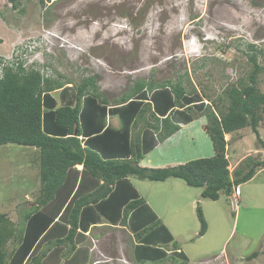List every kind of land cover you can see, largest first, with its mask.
<instances>
[{"label": "rangeland", "instance_id": "rangeland-1", "mask_svg": "<svg viewBox=\"0 0 264 264\" xmlns=\"http://www.w3.org/2000/svg\"><path fill=\"white\" fill-rule=\"evenodd\" d=\"M45 1L44 6L40 0H24L14 9L8 0H0V63L15 67L22 62L28 71L40 69L66 87L96 76L100 92L111 105L141 80L157 85L182 80L187 92H197L209 99L206 103L225 108L230 102L228 89L252 70L249 56L254 51L249 45L264 49V0ZM259 63L264 67V55ZM3 72L1 67L0 76ZM258 78L264 93V73ZM53 95L61 106V90ZM195 123L188 136L160 140L143 165L173 167L214 157L210 136L200 121ZM143 126H136L134 135ZM259 130L264 140V125ZM226 140L231 162L247 156L264 160V152L255 151L261 146L251 128ZM130 179L146 200L135 213L136 228L148 229V236L157 241L163 240L164 224L173 237L168 243L160 241L164 249L172 253L176 244L187 259L168 258L160 264H264V169L241 184L243 196L235 203L225 192L218 201L203 198L202 188L182 179ZM41 188L37 149L1 146L0 214L23 228V216L36 209ZM198 207L207 221L204 236H199ZM87 235L81 247L92 252L88 264H154L138 262L134 254L138 242L129 228L101 224ZM15 244L10 241L9 252ZM255 253L258 256L252 258Z\"/></svg>", "mask_w": 264, "mask_h": 264}, {"label": "trees", "instance_id": "trees-1", "mask_svg": "<svg viewBox=\"0 0 264 264\" xmlns=\"http://www.w3.org/2000/svg\"><path fill=\"white\" fill-rule=\"evenodd\" d=\"M8 1L19 9L24 0ZM40 2L45 6V0ZM249 48L254 51L249 56L252 70L228 89L226 109L215 102L205 104L199 93L186 91L182 80L167 85L141 80L111 105L100 92L96 76L66 87L40 69L28 71L22 62L15 67L2 62L0 147L36 148L42 188L36 209L23 216V228L7 214H0V264H61L65 255L69 258L63 264H88L90 249L81 245L89 239L90 229L100 224L129 228L138 242L134 254L140 263L160 264L168 258L187 262L179 246L174 244L175 250L168 253L162 239L152 241L148 229L136 228L135 213L146 200L130 178L182 179L191 187L202 188L203 198L218 201L221 192L231 197L236 186L252 180L264 168V160L248 156L231 172L227 158L226 135L248 127L264 149L259 130L264 125V93L258 87L259 74L264 73L259 56L264 49L257 51L254 44ZM58 90L61 106L53 95ZM195 115L206 118L203 129L213 142L214 157L173 167L141 165L160 140L179 132ZM112 118L119 120V127L111 124ZM143 121L142 133L133 137L134 127ZM159 131L163 138L158 137ZM79 165L83 170L77 169ZM198 220L199 236H204L208 227L200 207ZM160 230H165L162 241L173 240L164 224ZM12 240L16 244L9 252Z\"/></svg>", "mask_w": 264, "mask_h": 264}, {"label": "crops", "instance_id": "crops-1", "mask_svg": "<svg viewBox=\"0 0 264 264\" xmlns=\"http://www.w3.org/2000/svg\"><path fill=\"white\" fill-rule=\"evenodd\" d=\"M201 117H199V115L198 116H196L195 115V119H194V121L193 122H190V123H188V124H182L181 125V130L179 131V132H177L176 134H174L173 136H171V137H169L168 138V140L169 141H171L175 136H177V135H181V136H188L187 135V133L189 132V131H191L193 128H195L196 127V121L198 122V121H200V123H201V125L203 126L205 123H206V119L205 118H201ZM110 121H111V124L113 125V126H115V127H119L120 126V124H119V120L117 119V118H112V119H110ZM109 121V122H110ZM116 121V122H115ZM145 122L143 121V122H141L139 125H138V127H140V125H144L145 126V124H144ZM115 124H117V125H115ZM144 126H143V128H142V130L144 129ZM202 126H201V128H202ZM133 130H135V127H134V129ZM142 130H140V132L139 133H142ZM203 131V130H202ZM242 131V130H241ZM241 131H239V132H241ZM238 132V133H239ZM237 134V133H236ZM192 135V134H191ZM234 135V134H233ZM233 135H231V134H227L226 135V139H227V136H233ZM135 135H134V133H133V137H134ZM181 140H183L182 138H180ZM167 140V139H166ZM162 141V140H161ZM164 142V141H163ZM160 143L161 142H159V144H158V146L150 153V154H155V152L154 151H156L157 149H158V147L160 146ZM229 145V144H228ZM230 146H228L227 147V158L229 159V161H230ZM257 150H261L262 152H264V149L263 148H261V149H256L255 151H257ZM215 153V152H214ZM150 154H148L147 156H146V158H148L149 157V155ZM248 157V156H247ZM253 157H256V156H253ZM145 158V159H146ZM144 159V160H145ZM245 159V157H241L240 159H238V160H233L232 159V162L233 163H235V164H233L231 161H230V164L232 163V165H230V166H232L231 168H234V169H231L230 168V170H231V172L232 171H234L235 170V168L239 165V163L240 162H242L243 160ZM144 160H142V161H144ZM259 160H262L261 158H259ZM142 161H141V165H143V163H142ZM263 161V160H262ZM152 163V162H151ZM143 166H146V167H150V166H148V165H143ZM154 167H157V166H152V167H150V168H154ZM161 167H165V166H161ZM77 169L78 170H83V166L82 165H79V166H77ZM263 169L264 168H261L260 170H258V172H260V171H263ZM257 172V173H258ZM256 173V174H257ZM256 176V175H255ZM254 176V177H255ZM251 181V180H250ZM242 189V188H241ZM25 194H27V195H29L28 194V192L27 193H25ZM26 195V196H27ZM243 196V190H242V193H241V196L240 197H242ZM232 198H234L235 200H237L239 197H235L234 196V193H233V195H232ZM35 204H37V198H36V202H35ZM98 226H101V224L100 225H98ZM98 226L97 227H95V228H98ZM127 228V227H126ZM93 229V228H92ZM91 230V229H90ZM130 230V229H129ZM136 245H138V243L136 244ZM169 247V246H168ZM182 250V249H181ZM90 252H91V250H90ZM92 253V252H91ZM168 253H169V251H168ZM212 259H215V257L214 258H212ZM210 262H202V264H209Z\"/></svg>", "mask_w": 264, "mask_h": 264}, {"label": "built area", "instance_id": "built-area-1", "mask_svg": "<svg viewBox=\"0 0 264 264\" xmlns=\"http://www.w3.org/2000/svg\"><path fill=\"white\" fill-rule=\"evenodd\" d=\"M1 67H4V64L3 63L0 64V68ZM241 193H242L241 185L240 186H236L234 188V196L235 197H240L241 196Z\"/></svg>", "mask_w": 264, "mask_h": 264}, {"label": "clouds", "instance_id": "clouds-1", "mask_svg": "<svg viewBox=\"0 0 264 264\" xmlns=\"http://www.w3.org/2000/svg\"><path fill=\"white\" fill-rule=\"evenodd\" d=\"M208 101V99H205L204 100V102H205V104H207V105H210V104H208V103H206ZM209 102V101H208ZM204 118V117H203ZM206 119V118H205ZM216 260V258L215 259H213V261H215Z\"/></svg>", "mask_w": 264, "mask_h": 264}, {"label": "water", "instance_id": "water-1", "mask_svg": "<svg viewBox=\"0 0 264 264\" xmlns=\"http://www.w3.org/2000/svg\"><path fill=\"white\" fill-rule=\"evenodd\" d=\"M232 199H233V201H234V203H235L236 200H235L234 198H232Z\"/></svg>", "mask_w": 264, "mask_h": 264}]
</instances>
